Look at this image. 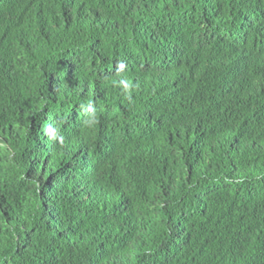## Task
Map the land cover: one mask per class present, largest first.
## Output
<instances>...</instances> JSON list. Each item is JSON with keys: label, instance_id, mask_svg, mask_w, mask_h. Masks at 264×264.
Returning a JSON list of instances; mask_svg holds the SVG:
<instances>
[{"label": "trees", "instance_id": "16d2710c", "mask_svg": "<svg viewBox=\"0 0 264 264\" xmlns=\"http://www.w3.org/2000/svg\"><path fill=\"white\" fill-rule=\"evenodd\" d=\"M0 264H264V0H0Z\"/></svg>", "mask_w": 264, "mask_h": 264}]
</instances>
